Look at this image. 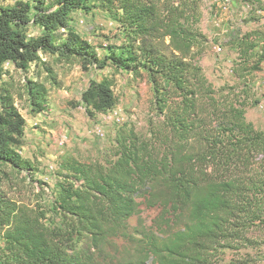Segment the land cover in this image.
I'll return each mask as SVG.
<instances>
[{
  "label": "trees",
  "instance_id": "16d2710c",
  "mask_svg": "<svg viewBox=\"0 0 264 264\" xmlns=\"http://www.w3.org/2000/svg\"><path fill=\"white\" fill-rule=\"evenodd\" d=\"M242 1L252 5L247 18L260 22L264 0ZM88 3L0 0V264H109L115 256L112 264H254L243 251L259 245L264 229V130L247 118L254 102L248 79L264 63V25L237 40L239 86L216 90L199 61L204 0H100L124 31L121 51L111 46L105 57L71 24L72 12L89 11ZM31 22L40 35L26 34ZM7 61L14 72L5 71ZM76 61L84 71L113 65L147 78L154 91L149 134L123 126L104 161L65 154L53 206L63 225L48 226L44 205L23 199L39 166L20 151L26 119L16 99L45 110L47 83L63 87L56 65ZM114 83L90 81L81 94L89 115L115 107ZM143 184L147 203L160 208L148 227L136 196ZM135 215L137 233L129 223ZM117 237L135 243L129 258L119 256Z\"/></svg>",
  "mask_w": 264,
  "mask_h": 264
},
{
  "label": "rangeland",
  "instance_id": "374dc122",
  "mask_svg": "<svg viewBox=\"0 0 264 264\" xmlns=\"http://www.w3.org/2000/svg\"><path fill=\"white\" fill-rule=\"evenodd\" d=\"M16 1L18 0H1L4 5H13ZM25 1L36 4V0ZM88 4L91 6L89 11L76 9L72 12L71 24L95 46L101 57L110 53L111 46L118 52L121 51L124 31L120 29L118 22L101 7L100 0H89ZM251 7V4L242 0H204L199 24L206 33L207 43L199 61L204 78L216 90L222 86H228V89L239 86L240 79L235 73L240 65L237 40L243 34L264 25L263 11H258L262 15L260 22L247 18ZM34 13L32 11V16ZM24 30L29 37L42 33L41 26L34 22L25 26ZM261 48L259 46L257 49ZM4 68L12 73L15 65L7 61ZM56 69L63 87H53L47 83L50 90L45 110H33L27 97L16 99L17 106L26 119L24 145L20 151L25 157L36 159L39 166L23 199L44 205L47 209L44 221L48 226L63 225V217L53 207L61 191L59 166L62 157L70 153L82 161H104L113 154L117 131L125 125L148 135V118L154 99L153 86L147 78H135L131 72L113 65L84 71L76 61L72 65L58 64ZM28 76L35 77V65H32ZM104 77L115 79L113 89L118 102L114 108L91 116L81 103V94L91 80H102ZM248 80L249 88L254 92V102L248 107L247 118L255 127L264 130V63ZM244 85L241 82L240 88ZM127 170L129 171L128 166ZM23 175L24 172L20 176ZM148 187L141 185L136 194L140 202V216L147 227L160 212L159 207L147 203ZM129 223L132 232L137 233L142 229L137 215L132 216ZM256 234L259 245L243 252L252 253L254 264H264V229ZM114 241L121 249L119 256L123 259L129 258L127 250L135 252V243L131 244L123 237H117ZM2 245L3 238L0 236V246ZM76 245L81 248L83 241ZM232 256L233 253L228 251L225 260H231ZM115 258L109 264L114 263ZM146 264H153L152 259Z\"/></svg>",
  "mask_w": 264,
  "mask_h": 264
}]
</instances>
